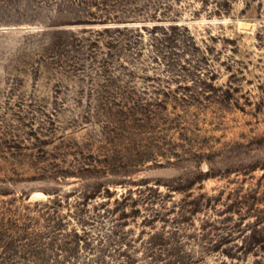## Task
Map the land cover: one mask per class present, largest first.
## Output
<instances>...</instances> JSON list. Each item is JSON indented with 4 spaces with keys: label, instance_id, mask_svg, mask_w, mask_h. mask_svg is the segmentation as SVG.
I'll return each mask as SVG.
<instances>
[{
    "label": "rangeland",
    "instance_id": "obj_1",
    "mask_svg": "<svg viewBox=\"0 0 264 264\" xmlns=\"http://www.w3.org/2000/svg\"><path fill=\"white\" fill-rule=\"evenodd\" d=\"M0 264H264V0H0Z\"/></svg>",
    "mask_w": 264,
    "mask_h": 264
}]
</instances>
